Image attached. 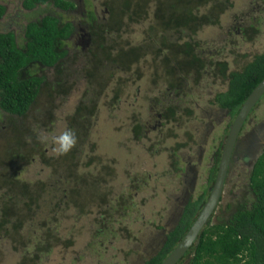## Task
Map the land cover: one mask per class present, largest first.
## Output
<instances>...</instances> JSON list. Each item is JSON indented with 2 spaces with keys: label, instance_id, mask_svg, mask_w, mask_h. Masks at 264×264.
<instances>
[{
  "label": "rangeland",
  "instance_id": "374dc122",
  "mask_svg": "<svg viewBox=\"0 0 264 264\" xmlns=\"http://www.w3.org/2000/svg\"><path fill=\"white\" fill-rule=\"evenodd\" d=\"M68 1L76 3V0ZM81 1L76 3L78 6L72 10L62 11L52 5L46 10L59 15L60 21L73 20L72 25L76 29L78 25L75 23L80 18L79 11L82 9ZM233 1L237 8H227L219 16L218 24L202 26L196 34L202 41L203 49L211 51V54L215 53L217 56V53H224L227 55L229 51L236 52L237 50L239 55L244 53L240 58L236 57L237 60H241L242 56L250 57L254 52L264 49V4L257 5L254 0ZM0 2L6 6L4 15L0 17V30L6 27L12 30L16 42H21L23 39L25 22L35 20L34 17H40V12L44 13L42 10L45 9L44 5L24 9L21 5L22 0H0ZM102 2L103 0L94 2L99 14L103 8ZM148 15L151 16L150 9ZM124 21L126 22L127 18L124 17ZM235 22H243L244 28L249 29L250 32L256 28L257 33L250 37L242 36L240 31L235 33L236 24L232 25ZM149 25L154 31H159V27L151 20H142L141 23H125L117 41L134 46L144 41L146 37L152 38L147 33ZM248 25L251 27L247 28ZM148 42L155 43L152 39ZM123 46L126 47V44ZM69 47L67 51H73L74 46ZM145 47H148L146 43ZM150 51H146L145 55L143 54L144 60H139L137 65L132 64L133 66H130L126 73L122 72L123 70L117 72L112 68L101 71L103 74L104 72L112 73V77L108 83H105L100 98H98L97 113H95L96 117H93L92 129L84 141L77 137V144L69 153L56 157L51 154L50 143H42L39 139L40 144L37 146L36 155L30 161L31 157L27 154L31 152L30 148H25V154L15 169L13 179L31 189L37 188L42 196L51 199V205H54L60 197L61 180L68 181L71 178L74 183L78 175L87 179H95L96 185L90 184V186L93 190L104 193L102 200L94 194L91 197V194L87 193L91 187L87 185L83 188V192L89 195V200L87 194L82 201V198H78L74 193L72 200L70 198L69 201H63L68 206L62 213L57 214V220L54 221L57 238L52 236L49 238L52 244L51 249L41 257L42 260L37 264L141 263L146 256L152 254L153 245L150 243H154L160 236L159 233L147 238L144 237V233L152 230L155 225L165 224L168 214L175 207L174 195L182 186L183 176L191 170L192 174L196 171L195 178H198L204 167L199 166L197 161L200 159L202 161L205 156H207L206 165L211 164L213 168L215 159L212 155L219 147L218 142L225 137L224 130L228 118L225 110L219 109L212 101L214 93L225 88V82L222 84L217 78H210L214 76L206 75L197 80L188 76L181 79L179 83L176 80L179 75L166 74L162 68L164 64L161 61L166 52H158V56L155 57ZM79 53L77 52L76 57L74 53L71 54L75 59L69 67V72L48 70L43 73L45 81L41 84L35 102L21 122L24 127L11 121L10 115L0 114V158L7 151L6 147L20 144L26 139L21 136L23 132L26 134L27 130L32 129L33 133L36 128L38 136L42 131L52 135L66 125L67 117L75 108L84 83L89 80L87 75L82 76L81 71L78 70L83 66L82 56ZM85 57L87 60L90 59L89 56ZM226 58L228 70H233L234 58L231 56ZM138 69L139 76L136 74ZM60 76L65 80L64 85L66 87L71 85V88L64 102L54 98L56 104L52 110V118H46L39 123L34 110L38 108L47 110L51 107L50 94L52 93L51 85H53L51 83L53 79H59ZM95 79L100 81L103 76L97 74ZM172 83L178 85L169 86ZM97 84L102 85L103 83L98 82ZM115 95L118 98L117 103L113 102ZM168 95H172L171 98H176L178 102L185 101V104L179 105L183 109L191 110L190 116L185 115L181 109L176 111L180 119L178 122H170L173 130L171 133H175V137L169 139L160 135L166 132L167 125L162 127L166 121L161 120L159 114L156 113V109L162 105L161 101L165 103ZM248 117L247 122H244L240 129L242 136L246 134H252L251 137L260 136L261 142L264 143V93ZM165 140H167L166 143ZM242 140L240 137L235 146L240 159L232 162L227 169V180H225L223 191L224 200L219 203V208L215 209L214 218L219 221H222L230 210L242 201L243 185L250 169L248 164L253 160V158L247 159L249 162L247 164L243 160L244 155L238 152ZM156 142L160 148L165 150L163 160L161 157H158V160L153 159L158 154ZM176 143L186 144L175 148L173 154ZM40 152L45 153L46 156L43 158ZM66 160H68L67 164H61ZM88 161L90 164L84 165ZM4 167V165L0 166V177L4 173ZM60 172L65 178L60 177ZM58 178H61L59 183H57ZM1 181L0 179V192L6 187V182ZM196 186L195 189L193 188L192 196L198 193L199 188ZM129 187L139 191L140 194L151 195L152 201L143 205L139 201L138 194L134 198H129L126 195ZM240 190H242L241 193ZM120 195H124L126 200H132L137 208L132 215L142 214L140 219L142 223L131 221L132 218L121 215L114 207L117 201L120 202L118 199ZM164 233L165 231L161 234ZM135 244H138V247H135ZM41 254L44 255L43 252ZM19 256L13 244L0 240V264H18ZM27 262V264H33L31 260Z\"/></svg>",
  "mask_w": 264,
  "mask_h": 264
},
{
  "label": "trees",
  "instance_id": "16d2710c",
  "mask_svg": "<svg viewBox=\"0 0 264 264\" xmlns=\"http://www.w3.org/2000/svg\"><path fill=\"white\" fill-rule=\"evenodd\" d=\"M254 1L257 5L264 4V0ZM21 5L24 9L45 6L42 10L44 13L40 12V17H34L35 20H28L23 25L21 42H16L14 32L7 27L0 30V114L10 115V120L22 127L24 125L21 122L35 102L41 84L45 81L43 73L48 70L68 71L71 63L78 56L77 52H80L79 55L82 56L83 65L78 70L81 71L82 76L87 75L89 80L84 83L83 91L75 108L68 115L66 125L73 129L82 141L88 138L90 129H92L93 117H96L98 98H100L103 86L112 77V73L104 72V75L101 71L112 68L117 72L123 70L122 72L126 73L130 66L137 65L141 59L144 60L146 51L151 50L150 52H153L155 57L158 56V52H166L167 54L165 53L161 61L164 64L162 68L166 74L179 75V78H176L179 83L181 79L188 76L197 80L206 75L214 76L210 78H217L222 84L225 82V88L215 92L212 101L219 109L225 110L227 115L228 123H224L226 124L224 136L240 105L264 76V49L253 51L250 57L242 56L241 60L244 58L247 60L241 62L236 57L240 58L244 53L239 55L237 50L236 52L232 50L227 55L217 53L216 56L215 53L211 54V51L203 49L202 41L197 37L196 33L202 26L218 24L219 16L227 8H237L233 0H110L107 2L104 21L91 13L87 16L92 28L90 44L86 48L89 51L90 59L88 60L85 57L86 53L81 52L79 46L72 48L71 52L67 51L71 45L68 38L71 30L69 21H60L59 15L46 10L51 5L62 11L71 10L73 3L68 0H22ZM149 9L151 16L148 15ZM5 11L6 6L0 2V17ZM124 17L127 18L126 22ZM142 20H151L159 27V31H154L149 25L147 33L152 38L146 37L144 41L134 46L123 42L126 44L125 47L117 41L125 23H141ZM101 22L104 24L100 25ZM232 25H235L236 30L240 27L241 35L245 37L254 36L253 34L257 33L256 28H253L251 32L245 29L243 22H235ZM249 27L251 26L248 25L247 28ZM151 39L155 42L154 44L148 42ZM145 43L148 47H145ZM73 53L75 57L71 55ZM229 56L234 58L233 70H228L226 57L229 58ZM97 74L102 75L103 79L96 81ZM136 74L139 76V69ZM62 76L59 79H53L51 83L53 84L50 94L51 107L47 110L41 108L34 110L39 123L46 118H52V110L56 104L54 98L64 102L71 88V85L69 87L64 85L65 80L61 78ZM98 82L103 84H97ZM172 85L177 86L178 84H169V86ZM117 95L113 97V102L117 103ZM171 96H167L165 103L161 101L162 105L156 109L160 119L171 123L178 122L180 119L176 113L178 109L190 116L191 110L183 109L179 105L185 104V101L178 102ZM248 116L245 120L249 118ZM37 132L36 128L33 133L32 129L27 130L26 134L23 132L21 136L26 139L20 144L6 147L7 151L0 158V166H5L0 179L1 182H6V187L0 192V240L13 244L20 255L18 264H27L29 260L37 264L42 260L41 257L50 251L52 244L49 238L51 236L57 238L54 221L57 220V214L62 213L68 206L63 201H69L70 198L72 200L74 193L78 198H82V201L87 193H90L91 197L93 194L97 195L96 197L101 200L104 194L93 190L90 186V184L96 185L95 179H87L78 175L74 183L71 178L68 181L61 180L60 197L54 205H51V199L42 196L37 188L31 189L20 181H15L14 172L25 154V148H30L31 152L27 153L31 157L30 161L36 155L37 146L40 144ZM182 144L184 143H177L175 148L180 145L182 147ZM220 145L221 141L218 142L219 147L215 149L217 157L221 152ZM156 146L158 154L153 159L158 160V157H161L163 160L165 150L160 148L157 142ZM40 153L43 158L46 156L45 153ZM67 161L61 164H67ZM217 161L218 158L208 174L209 180L206 185L209 187L214 179ZM89 164L90 161L84 165ZM248 165L250 169L243 185L242 201L238 202L222 221L213 217L211 219L213 221H209L202 228L190 251L192 257L188 264H264V143L260 152ZM60 177L65 178L61 172ZM61 178L57 179V183ZM66 183L70 184L66 185ZM87 185L91 187V190L86 193L83 192V188ZM208 191L209 188L208 190L203 189L195 200L189 201L184 206L178 224L167 236L166 242L157 255L139 264H159L162 261L194 220ZM137 194L143 205L153 199L151 195L140 194L131 187L128 188L126 195L134 198ZM50 195L52 198L51 193ZM87 196L89 200V195ZM118 199L120 202L117 201L114 207L121 215L129 216L132 218L131 221L140 222L142 214L132 215L137 209L132 200L124 199V195H120ZM223 200L222 198L220 202ZM100 220L103 219L100 218Z\"/></svg>",
  "mask_w": 264,
  "mask_h": 264
},
{
  "label": "flooded vegetation",
  "instance_id": "af4514ba",
  "mask_svg": "<svg viewBox=\"0 0 264 264\" xmlns=\"http://www.w3.org/2000/svg\"><path fill=\"white\" fill-rule=\"evenodd\" d=\"M79 1L80 0H76V3L78 4ZM94 2H95V0H82L81 1L82 9H81V11H79L80 18L77 19V21L75 23V25H78V27L76 29L72 25L73 20H68L70 25H71L70 34L68 36L69 40L71 41V45L74 47L79 46L80 51L85 52L87 57H88L89 51L86 48L90 44L89 42H90V36H91V31H92L91 24H90L91 21L89 22V19L87 16H88V14L90 15V13H91L94 16H96V18L101 19V21H104L106 17L103 15V13L107 12V2H109V1L103 0V2H102L103 8L100 10L101 11L100 14L96 11V7H95ZM72 3H73L72 9H75L74 7L78 6V5L74 2H72ZM263 15H264V8H263ZM103 24H104V22L100 23V25H103ZM238 31H240V34H241L240 27L238 28V30H236V32H238ZM225 122H226V120H225ZM242 135L243 134H241V131H240L239 135L236 138L235 146L237 145V142H238L239 138L241 137L243 140L241 141L240 149L238 152L241 153L242 155H244L245 158L243 160H244V162H246L248 164L249 162H247V161L252 159V158L254 159L256 157V155L260 152V149H261V146L263 143L261 142L260 136H258V137L252 136L251 137L252 134H246L244 136H242ZM185 144L186 143L182 144V146H185ZM221 145H220V147H222ZM235 146L233 147V150L230 154V159H229V163L227 165L226 170L229 168V166L232 162H235L237 159H240L239 156H237V153L235 151V149H236ZM212 156L216 161V159L220 157V154L218 155L219 157H217L216 150H215ZM206 158H207V156H205L202 161H201V159L199 161H197L199 166L204 167L201 170V174H203V173L209 174L212 171L211 170V168H212L211 164L206 165V161H205ZM215 161H214V163H215ZM218 161H217V164H218ZM202 163H204V164H202ZM195 174H196V171L192 174L191 170H190L189 173H186L183 176V181L181 184L182 186L179 188V192L175 195L180 200V201H178L179 203L177 205V209H175V207H173V211H171L167 216L168 220L172 223L173 228L178 224L179 218H180L181 212H182V206L183 205L185 206V204L188 202L189 195L193 191V188L196 185H197L196 187H202L204 180H200V181L197 180L195 178ZM224 180H227V175H225ZM224 187H225V184H224ZM149 232H150V234L154 233V231H149ZM137 245L138 244H135L134 246L138 247Z\"/></svg>",
  "mask_w": 264,
  "mask_h": 264
},
{
  "label": "water",
  "instance_id": "95a60500",
  "mask_svg": "<svg viewBox=\"0 0 264 264\" xmlns=\"http://www.w3.org/2000/svg\"><path fill=\"white\" fill-rule=\"evenodd\" d=\"M264 93V76L252 88L250 93L240 105L237 113L233 117L228 126L227 133L222 140L221 153L217 164L213 185L209 194L197 213L196 217L185 231L184 235L170 253L162 260L160 264H176L181 259L184 253L192 246L198 234L206 224L212 210L219 201L223 183L226 175V168L229 163L230 154L235 146L236 138L240 132L242 125L245 122L248 114L258 102L259 98Z\"/></svg>",
  "mask_w": 264,
  "mask_h": 264
},
{
  "label": "clouds",
  "instance_id": "9594fccd",
  "mask_svg": "<svg viewBox=\"0 0 264 264\" xmlns=\"http://www.w3.org/2000/svg\"><path fill=\"white\" fill-rule=\"evenodd\" d=\"M165 125H167L166 127V132H164V133H160V135H163V137H168V139L169 138H174L175 137V133H171L173 130L171 129V124H170V122H166L164 125H162V127H164ZM239 135V134H238ZM39 139H40V141L42 142V143H50V145H51V154L52 155H54V156H56V157H59V156H62V155H66L67 153H69L75 146H76V144H77V136H76V133H75V131L73 130V129H71V128H69V127H67V125H64L62 128H60V129H58V131L55 133V134H52V135H49V134H47V133H45V132H41V134L39 135V137H38ZM166 141L167 140H165V143H166ZM177 145V143L175 144V146ZM175 148V147H174ZM221 153V152H220ZM218 160H219V158H218ZM226 172H227V170H226ZM215 173H216V171H215ZM214 177H215V175H214ZM197 180H204V182H203V184H202V187H198L199 188V190H198V193H197V195H199L202 191H203V189H206V190H208V188H209V191H210V189H211V186L213 185V181L211 182L212 184H211V186L209 187L208 185H206V183H207V181L209 180L208 179V174H205V173H203V174H201L200 173V175H199V177L198 178H196ZM214 180V179H213ZM224 184H225V180H224V183H223V188H222V191H221V195H220V198H219V201L217 202V204H216V206L214 207V209L212 210V212H211V214H210V216H209V218H208V220H207V222H206V224H208V222L209 221H213V220H211L214 216H215V213H216V208L218 207V205H219V203H220V201H221V199L223 198V191H224ZM197 188V189H198ZM195 189V188H194ZM194 189H193V191L190 193V195H189V198H188V202L189 201H191V200H195L196 198H197V195L196 196H192L193 194H194ZM209 191H208V193H207V195H206V198H207V196H208V194H209ZM179 192V191H178ZM174 206H175V209H177V205H178V201H180L175 195H174ZM206 198L204 199V201L202 202V204H200V207L198 208V210H197V212H196V215H197V213L199 212V210H200V208L202 207V205H203V203L205 202V200H206ZM187 202V203H188ZM186 203V204H187ZM185 204V205H186ZM184 208V205L182 206V209ZM216 209V210H215ZM182 213V212H181ZM196 215H195V217H196ZM157 221H158V219H157ZM170 225H169V224ZM205 224V225H206ZM204 225V226H205ZM152 227V226H151ZM172 227V229H170ZM173 230V225H172V223L168 220V218H167V221L165 222V224L164 225H155V227H153L152 228V230H150V231H154V233H152V234H150V232L148 231V232H145L144 233V237H147V238H149V236H151V235H157V234H159L160 233V236H158V238H157V240L154 242V243H150V245H153V248H152V254H150V255H148V256H146L145 257V259H149V258H152V257H155L156 255H157V253L160 251V249L162 248V246H163V244L166 242V239H167V236H169L172 232ZM163 231H165V233L164 234H161ZM201 232V231H200ZM200 234V233H199ZM199 234H198V236H199ZM184 235V234H183ZM198 236H197V238H198ZM138 237H139V235H138ZM182 238V237H181ZM180 238V239H181ZM197 238H196V240H197ZM139 239H140V237H139ZM180 239L177 241V243L180 241ZM196 240L193 242V244H192V246L195 244V242H196ZM142 242V241H141ZM140 242V243H141ZM176 243V244H177ZM159 246H161L160 247V249H158L157 250V248L159 247ZM176 246V245H175ZM174 246V247H175ZM192 246L184 253V255L181 257V259L179 260V261H177V263L176 264H188V262H189V260L191 259V254H190V251H191V249H192ZM173 247V248H174ZM170 253V252H169ZM168 253V254H169ZM167 254V255H168ZM166 255V256H167ZM165 256V257H166ZM164 257V258H165ZM163 258V259H164ZM144 259V260H145ZM162 259V260H163ZM143 260V261H144ZM142 261V262H143ZM162 262V261H161ZM160 262V263H161ZM159 263V264H160Z\"/></svg>",
  "mask_w": 264,
  "mask_h": 264
}]
</instances>
